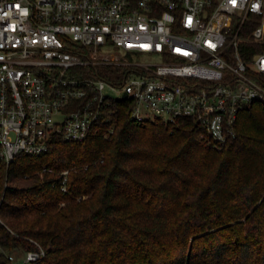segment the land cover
<instances>
[{
    "label": "trees",
    "instance_id": "1",
    "mask_svg": "<svg viewBox=\"0 0 264 264\" xmlns=\"http://www.w3.org/2000/svg\"><path fill=\"white\" fill-rule=\"evenodd\" d=\"M111 107L107 132L0 163V264L17 248L44 249L32 264H264V101L223 145L193 118Z\"/></svg>",
    "mask_w": 264,
    "mask_h": 264
},
{
    "label": "built area",
    "instance_id": "2",
    "mask_svg": "<svg viewBox=\"0 0 264 264\" xmlns=\"http://www.w3.org/2000/svg\"><path fill=\"white\" fill-rule=\"evenodd\" d=\"M262 41L264 0H0V163L107 132L121 99L135 120L193 118L223 145L264 101Z\"/></svg>",
    "mask_w": 264,
    "mask_h": 264
},
{
    "label": "rangeland",
    "instance_id": "3",
    "mask_svg": "<svg viewBox=\"0 0 264 264\" xmlns=\"http://www.w3.org/2000/svg\"><path fill=\"white\" fill-rule=\"evenodd\" d=\"M152 121H155L156 119H151ZM158 120V119H157ZM11 183H13V184H16V185H20V186H27V183H23V182H21V183H19V182H11ZM2 250V247H1V245H0V251ZM12 256H13V261L16 263V264H20L22 261H23V259L25 258V254H26V252H24V250L23 249H21V248H17V249H15L12 253Z\"/></svg>",
    "mask_w": 264,
    "mask_h": 264
},
{
    "label": "water",
    "instance_id": "4",
    "mask_svg": "<svg viewBox=\"0 0 264 264\" xmlns=\"http://www.w3.org/2000/svg\"><path fill=\"white\" fill-rule=\"evenodd\" d=\"M123 97L126 98L127 97V94L125 93Z\"/></svg>",
    "mask_w": 264,
    "mask_h": 264
}]
</instances>
